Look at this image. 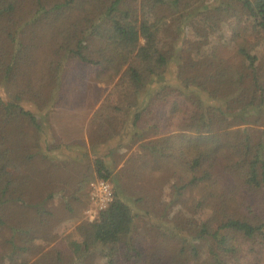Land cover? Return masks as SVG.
Wrapping results in <instances>:
<instances>
[{
  "label": "trees",
  "instance_id": "16d2710c",
  "mask_svg": "<svg viewBox=\"0 0 264 264\" xmlns=\"http://www.w3.org/2000/svg\"><path fill=\"white\" fill-rule=\"evenodd\" d=\"M260 46L264 0H0V264H264ZM79 65L114 84L88 139L53 121Z\"/></svg>",
  "mask_w": 264,
  "mask_h": 264
},
{
  "label": "rangeland",
  "instance_id": "374dc122",
  "mask_svg": "<svg viewBox=\"0 0 264 264\" xmlns=\"http://www.w3.org/2000/svg\"><path fill=\"white\" fill-rule=\"evenodd\" d=\"M227 21V29L225 30L226 36L229 39L231 36V28L233 24L236 22V19L233 16H226ZM258 54L261 56V59L264 63V46H260L258 48ZM65 98L62 101V107H58L55 109L54 120H58L55 122L56 127L59 128L61 133H63L65 137L76 138L78 137L76 134L85 132L86 129V121L87 118L103 103V102H111L114 101V84L100 83L96 82L93 77V72L83 65H79L74 68L69 74L67 81L65 82ZM7 98L4 91L0 93ZM8 100V99H6ZM25 107L38 111V106L35 104H31L29 102H24ZM54 123V122H53ZM60 123V124H59ZM62 125V126H61ZM84 128V131H83ZM74 130V132L72 131ZM34 134H37L34 131ZM137 151L139 150L134 148L133 150H120V154H123L125 162L126 159L132 157L134 160L137 158ZM98 180V179H97ZM96 181V180H95ZM93 181V182H95ZM91 185V184H90ZM90 192L91 188L89 186ZM59 199L56 198L52 201L53 204L59 205ZM94 203L91 199V194L87 199L86 206L82 208L80 211V215L83 216L80 219H85L88 221L95 220L98 215L90 216L88 211L92 209ZM77 218H72L69 223L65 224L64 229L62 230V234L52 241H41L40 246L49 250L51 245H57L60 238L63 239L68 238L66 240H71L75 238L74 230L78 223ZM139 227L142 228V224H139ZM158 242V239H157ZM45 250V251H46ZM92 264H102V259L100 256H93L89 258ZM35 259H32L34 261ZM67 260L71 261V255L67 256Z\"/></svg>",
  "mask_w": 264,
  "mask_h": 264
},
{
  "label": "built area",
  "instance_id": "2783aa9c",
  "mask_svg": "<svg viewBox=\"0 0 264 264\" xmlns=\"http://www.w3.org/2000/svg\"><path fill=\"white\" fill-rule=\"evenodd\" d=\"M91 188V199L94 203L92 209L88 211L90 216H97L99 212L105 209L113 199V190L111 183L106 180L98 179L92 182Z\"/></svg>",
  "mask_w": 264,
  "mask_h": 264
},
{
  "label": "crops",
  "instance_id": "0c3cea01",
  "mask_svg": "<svg viewBox=\"0 0 264 264\" xmlns=\"http://www.w3.org/2000/svg\"><path fill=\"white\" fill-rule=\"evenodd\" d=\"M93 115V113L89 116V118H87V121H86V129H85V132H82V133H79V134H76L78 137L76 138H83L85 137L86 139H88V126H89V122H90V118L91 116ZM60 124V123H59ZM62 126V125H61ZM74 132V130H72ZM83 131H84V128H83ZM75 139V138H74Z\"/></svg>",
  "mask_w": 264,
  "mask_h": 264
}]
</instances>
